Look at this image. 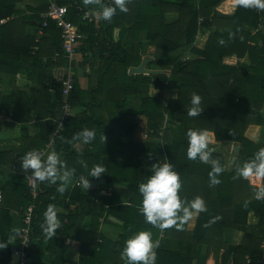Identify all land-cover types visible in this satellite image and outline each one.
<instances>
[{
	"label": "trees",
	"instance_id": "obj_1",
	"mask_svg": "<svg viewBox=\"0 0 264 264\" xmlns=\"http://www.w3.org/2000/svg\"><path fill=\"white\" fill-rule=\"evenodd\" d=\"M51 1L70 3L0 0V89L4 79L10 81L12 89L7 96L0 90V117L5 109L7 115L12 112L14 121L23 124L33 115L40 129L35 139L38 150L45 148L63 120L53 151L61 154L69 169L75 168L73 180L85 176L97 181L89 173L99 164L107 169L100 178L107 186L126 189L97 195L81 185L68 196L70 186L61 194L57 191L59 184L39 183L30 264H57L55 260L43 262L40 257L48 252L56 256L55 250L64 246V238L71 235L74 224L80 226L92 216V227L97 228L105 215L125 222L126 235L109 242L113 258L123 262L118 249L125 247L126 240L134 232L154 229L137 220L143 201L139 184L146 182L152 175L151 167L164 163L165 158L180 175L181 198L191 201L199 196L207 211L199 213L192 231L187 229L188 224L183 230L167 229L166 236L174 237L181 246L166 248L160 242L156 264H194L195 260L197 264H258L264 255V198L256 199L255 193L264 188V177H238L236 169L264 147V11L239 7L235 0H132L129 12L117 9L111 22L97 16L90 22L85 13L94 11L95 6L86 7L83 0H77L85 13L78 17L73 7L69 17L86 35L78 43L77 59L86 69L89 85L83 89L76 78L68 102L71 108L82 110L65 116L62 82L51 80L47 72L54 66L68 65L62 29L54 19L44 27L40 17L49 10ZM223 2L228 5L226 14L218 9ZM29 27H35L34 35L28 34ZM203 36L207 39L202 45ZM36 46L39 50L34 53ZM151 46L155 47L154 60L146 67L170 68L169 75L129 74L131 67L141 65ZM56 53L60 56L54 60ZM74 71L77 74L76 67ZM170 91H177L176 98L167 96ZM193 93L203 98L204 109L195 118L187 116ZM131 98L138 105L127 107ZM138 116L147 118L145 141L136 137ZM253 125L263 128L259 141L246 135ZM84 128L96 131V139L89 144L72 139ZM189 129H207L217 141L239 144L231 169L226 168L228 160L222 153H212L224 169L218 176L221 183L215 187L210 186L211 166L187 157ZM24 140L29 143L26 136ZM2 173L0 167V176ZM8 188L0 179V192ZM21 190L26 207L32 199L28 181ZM0 195V243L13 237L11 244L0 250V264H12L10 247L18 240L15 214L12 207L1 204ZM49 204L67 212L58 213V218L67 223L58 229L61 239L57 241L46 239L41 231ZM22 212L23 208L18 215L21 221ZM229 228L245 232L241 245L225 239ZM154 236L153 240H158V233ZM203 244L209 247L204 256Z\"/></svg>",
	"mask_w": 264,
	"mask_h": 264
},
{
	"label": "clouds",
	"instance_id": "obj_2",
	"mask_svg": "<svg viewBox=\"0 0 264 264\" xmlns=\"http://www.w3.org/2000/svg\"><path fill=\"white\" fill-rule=\"evenodd\" d=\"M132 0H111L110 4H105L103 0H83V4L99 6L100 11L96 13L98 19L111 22L116 15L117 9L122 13H128V5ZM239 7L245 9H254L264 11V0H235ZM230 38H232L230 34ZM223 44L224 41L220 40ZM202 97L196 93L191 96V107L187 109V116H201L204 109L201 107ZM212 134L209 130H193L187 132L188 148L187 157L189 160L200 162L211 166L209 173L210 186L215 187L221 183L218 176L223 172V167L219 159L213 158L212 153L215 149L210 148ZM74 141H80L83 144H89L96 139L94 129L84 128L77 132L73 138ZM101 139L106 141L107 137L103 134ZM71 142V141H69ZM164 163H155L150 171L152 175L139 184V193L143 197L142 207L139 209L144 216L146 223L158 228L161 232L175 227L177 230H183L195 216L206 212L207 206L203 198L197 196L188 201L182 199L180 191L182 188L180 175L173 169L172 164L163 159ZM83 163V162H82ZM21 166L25 173H28L26 179L29 182L49 183L56 185L59 182L57 191L63 194L67 186L71 183L75 168L69 169L67 163L62 160L61 154L51 151L46 158L40 150H30L21 157ZM87 167V165H84ZM107 169L99 164L94 165L90 170L92 179L99 180L105 175ZM238 177L249 178L252 176L264 177V147L260 148L253 159L246 161L243 166L236 169ZM30 173V174H29ZM81 185L89 189L90 179L81 178ZM256 199L264 198V188L255 193ZM62 227L58 219V210L56 205L49 204L44 212V222L41 225V231L46 239H52L57 230ZM13 237H9L7 243H0V250L6 249ZM160 241L153 240V234L150 231H140L132 235L125 243L121 252V259L125 264H156L157 252Z\"/></svg>",
	"mask_w": 264,
	"mask_h": 264
},
{
	"label": "crops",
	"instance_id": "obj_3",
	"mask_svg": "<svg viewBox=\"0 0 264 264\" xmlns=\"http://www.w3.org/2000/svg\"><path fill=\"white\" fill-rule=\"evenodd\" d=\"M218 9L223 14L228 13L227 3L223 2ZM33 28L34 27L28 28V34L34 35L36 33L35 29ZM147 57L150 58L153 57V55H148ZM77 67H80V70L78 71L76 78L79 81L81 87L83 89H86L89 85V76L86 75L84 66H81L78 63ZM65 69V66H54L53 68L48 69L47 72L51 75V80L61 83V81L65 77ZM0 90L1 93L5 96L11 93V84L8 79H4L2 88ZM176 96L177 91H170L168 93V97L176 98ZM129 101H132L131 106H136L135 103H137L138 105V102L135 98H131L129 99ZM81 110V108H72L71 115L78 113ZM5 111V109L1 110L2 116L0 117V167L3 169V173L0 176V179L3 182H6V184L9 185V188L5 192H0L3 195L1 204L12 207L15 214L14 230L15 233H18L22 223L18 215L20 214L19 211L23 208L25 201V197L21 196V189L23 188L24 184H27L26 176L28 175V173H25L22 169L21 157L30 150H38L39 142L37 143L35 139L40 129L37 127L36 120L34 119L33 115H31L25 123L21 124L12 119V112L10 115H7ZM59 117L61 118V113L58 115V119H60ZM144 119V116L137 117L138 124L136 137L138 141H145L147 138L148 126L146 121H143ZM144 125H146V129H143ZM262 131L263 128L261 126L253 125L249 127L246 135L254 141H259L262 137ZM210 133L212 134V142L210 143L209 147L215 149L213 153H222L228 160L226 168L231 169L238 155L239 144L235 142L229 143L217 141L215 134L213 132ZM25 136L26 138H28V144L24 140ZM141 137L143 139H141ZM77 147L80 148L81 146L78 144ZM81 148H83V146ZM45 149L46 146L40 151L44 153L46 158L47 154L53 151V149L48 150L47 152H45ZM83 177L87 179L85 176ZM77 180L72 179L71 183L68 185L70 186L68 196L72 193L73 189L79 187L77 185ZM7 182H9V184ZM57 184H59V182ZM113 189H126V187L107 186L105 180L104 184H101L100 186H97L95 188H89L87 192H89L90 190H94L97 195H99L108 193ZM57 210L61 215L67 214L66 210L61 207H57ZM198 215L188 223L187 229L189 231L194 230ZM58 219L61 221L60 218ZM137 220L142 223L146 222L143 215H139ZM63 222L64 221H61V224ZM64 223H67V220ZM138 232L140 231L134 232L132 235ZM151 233L153 234V236L154 234L158 233V240L166 248H174L175 246H177V248H180L181 246L180 243H177V241H175L174 237L166 236L167 229L163 232H158V228L154 227ZM125 235V222L121 218L113 215H105L99 220L97 228H93L92 216H87L80 226L74 224V229L71 231V235L67 236L66 239L64 238V246L61 247L58 244V247L60 248L55 250L56 256L48 252L47 254L41 256L40 259L43 260V262H50L52 260H55L57 264H125L124 260H122L123 262H121L113 258L112 247H109L110 243L118 241L120 237H124ZM15 236H18V234H15ZM155 237L156 236H154V238ZM244 238L245 232L239 229L229 228L225 235V239L229 244L232 245H241ZM53 239L54 241L61 239L60 234L56 233ZM15 242L16 241H14L12 244H14ZM123 249L124 248H121V250L118 249V252L121 253ZM208 251L209 247L206 244H203L201 247V255L204 256L206 255V253L208 254ZM34 259L36 260L37 258ZM194 264H197V260L194 261Z\"/></svg>",
	"mask_w": 264,
	"mask_h": 264
},
{
	"label": "built area",
	"instance_id": "obj_4",
	"mask_svg": "<svg viewBox=\"0 0 264 264\" xmlns=\"http://www.w3.org/2000/svg\"><path fill=\"white\" fill-rule=\"evenodd\" d=\"M105 4H110L111 0H103ZM75 7L78 12L77 16H82L85 13V8L78 3L77 0H70L68 5H61L56 1H51L49 10L45 13H41L40 17L43 21V26L47 27L49 21L54 19L58 26L62 29V36L64 38L63 49L64 54L68 59V65L65 69V77L62 82V92H63V103L65 109V116L71 115L72 108L69 104V96L75 87L76 73L74 68L78 65V52L77 46L81 39L85 38V33H83L80 29V26L73 22V20L69 17L70 8ZM88 21L92 22L96 19V14L92 11H87L85 13ZM42 33V32H41ZM40 33V34H41ZM39 50V46L34 48V53ZM60 55L58 53L55 54L54 60H57ZM45 61L47 59L45 58ZM64 121L60 120L57 129L50 136L49 142L46 144L45 152L51 150L55 146L56 136L63 129ZM168 162V160H167ZM83 176H81L77 180V185L81 186L80 180ZM84 178V177H83ZM28 181V180H27ZM28 186L30 189L31 201L26 206L23 207V218H22V226L18 232V240L11 245L10 253L11 257L17 256L18 262L16 264H30V256L29 250L32 243V225L33 218L35 214V210L37 208V199L40 195V187L39 182L28 181ZM1 199V195H0ZM262 247L264 249V241L262 242ZM264 258V255H263ZM263 258H261L258 264H263ZM13 259V258H12ZM247 261L250 263L251 258L247 257Z\"/></svg>",
	"mask_w": 264,
	"mask_h": 264
},
{
	"label": "water",
	"instance_id": "obj_5",
	"mask_svg": "<svg viewBox=\"0 0 264 264\" xmlns=\"http://www.w3.org/2000/svg\"><path fill=\"white\" fill-rule=\"evenodd\" d=\"M154 60L153 57L145 58L143 59L142 63L138 67H131L129 69V74H164L165 71L162 69H148L146 66ZM105 183V179L97 180V181H91L90 180V188H95L97 186H100L101 184ZM18 234V233H15Z\"/></svg>",
	"mask_w": 264,
	"mask_h": 264
},
{
	"label": "rangeland",
	"instance_id": "obj_6",
	"mask_svg": "<svg viewBox=\"0 0 264 264\" xmlns=\"http://www.w3.org/2000/svg\"><path fill=\"white\" fill-rule=\"evenodd\" d=\"M100 11V8H99V6H95V10L94 11H92L94 14H96L97 12H99ZM170 16H173V15H170ZM30 28V27H29ZM33 29H35V27L33 28ZM35 31H36V29H35ZM34 31V32H35ZM207 39V36H203V37H201V41H202V45L204 44V42H205V40ZM155 52V47H153V46H151V47H149V49H148V51H147V54H146V56L145 57H147L148 55L150 56V55H152L153 53ZM80 70V67H76V71H77V74H78V71ZM163 71H165V74H168L169 75V73H170V68H166V69H163ZM176 93V92H175ZM174 93V94H175ZM167 96H168V94H167ZM170 96V95H169ZM132 105V101H129L128 103H127V107L129 106H131ZM146 119V120H145ZM143 121L145 122L146 121V123H147V118H145ZM143 122V123H144ZM147 126H148V124H147ZM251 127V126H250ZM147 127H146V125H144V128L143 129H146ZM261 129V128H260ZM143 131V130H142ZM260 131V130H259ZM260 135H261V132H260ZM141 139H143L142 137H141ZM162 234H164V233H162ZM13 259H12V263L13 264H16L17 262H18V257L17 256H13L12 257Z\"/></svg>",
	"mask_w": 264,
	"mask_h": 264
}]
</instances>
